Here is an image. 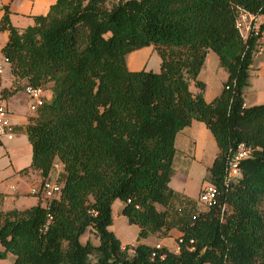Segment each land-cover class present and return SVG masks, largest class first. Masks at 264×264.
Returning <instances> with one entry per match:
<instances>
[{"label":"trees","instance_id":"obj_1","mask_svg":"<svg viewBox=\"0 0 264 264\" xmlns=\"http://www.w3.org/2000/svg\"><path fill=\"white\" fill-rule=\"evenodd\" d=\"M3 10L0 31L8 40L1 54L15 83L52 93L25 127L32 162L21 172L38 171L43 183L57 161L63 169L56 197L40 193L28 209H0V259L264 264V103L245 105L264 22L247 38L237 27L241 10L264 16V0H57L26 28L12 24L8 6ZM151 45L161 56L160 71L130 70L127 56ZM210 52L227 79L208 102L199 74ZM195 120L205 123L219 149L204 182L216 187V202L206 210L199 199L189 209L175 208L178 194L170 186L177 135ZM241 143L251 155L239 162L241 176L226 184ZM115 200L139 227V239L177 228L179 250L144 243L123 248L109 229ZM88 228L98 246L81 242Z\"/></svg>","mask_w":264,"mask_h":264},{"label":"crops","instance_id":"obj_2","mask_svg":"<svg viewBox=\"0 0 264 264\" xmlns=\"http://www.w3.org/2000/svg\"><path fill=\"white\" fill-rule=\"evenodd\" d=\"M57 0H0V20L4 14L3 7L8 6L9 8V16L12 24L18 28H26L28 26L34 25V17L38 15H45L50 10V7L55 4ZM1 33V32H0ZM0 37V58L2 57L1 49L5 45V42L8 40V32H3V35ZM261 46L260 51L258 52L260 56L262 53H264V32L262 33V38L260 40ZM147 48H151L150 46L143 47L141 49H138L136 51H133L127 56V66L132 71H140L145 69V65L147 63V60L149 57V53L145 52ZM212 56V52L209 53L206 62L210 61ZM205 62V64H206ZM204 64V65H205ZM204 67V66H203ZM225 72V71H224ZM264 73V70H263ZM223 81L227 79V73H223ZM3 77V76H2ZM251 78V76H250ZM26 81H21L19 83H15L14 77L10 73V78H3L0 86V102L6 105L11 121L15 124V130H22L25 132V127L29 121V118L31 116H34L35 113L30 110L29 107V101L28 97L26 96L24 90L22 93H20L18 85L17 84H26ZM223 85H221L220 88H218V92H215L212 96H208V92H204V97L207 99L206 101L210 102L212 101L216 95L220 93L222 90ZM191 89L194 92H197V89L194 85L191 86ZM220 89V90H219ZM259 89V88H258ZM2 90H5L4 94H2ZM260 90V89H259ZM19 92V93H18ZM47 98L50 99L52 96L51 91L48 89L46 90ZM217 95V96H218ZM262 96V95H260ZM245 105L252 106L247 102V97L245 93ZM258 105V104H257ZM26 133V132H25ZM28 138V137H27ZM15 138L12 139V141ZM21 141V142H20ZM24 141L23 139L19 141H15L14 143L10 144V147L15 145L18 146L22 144ZM2 142L0 141V144ZM215 145L217 146V143L215 141V138L212 134V132L207 128L205 123L200 121H193L190 126L182 130L176 138V154L174 157V175L172 177L170 186L177 192L178 196L174 202V207L182 208L184 210L189 209L193 206V204L197 203V199H199V194L202 188V183L198 186L196 195H192L189 193V186H188V180H189V174L186 173L184 169L190 166L192 158L198 159V160H207V169L210 167L217 156L219 149L217 146V152L213 154L207 153V145ZM31 145V144H30ZM189 145L190 148L188 150L186 149ZM195 145L196 152L194 155L191 153L192 146ZM212 152V151H211ZM24 162L25 164H21ZM32 162V146H31V153H30V159L29 155L25 157V160L23 161V157H18L15 159L14 163V170H15V185L10 186V190L13 194L18 195H32L36 198V203L32 198L26 199H18L12 200V204L14 205V208L10 209H3L5 205V195L0 192L1 195H3V203L0 207V209L4 212L10 211V210H25L28 209L36 204H38L40 197L33 193L34 189H40L42 184V178L38 171L34 170H28L25 172H21L23 169L28 168L31 165ZM58 168L54 171L55 175L60 173L63 169L62 164L57 161ZM179 164L183 171V177L181 179V182L183 184L182 188H175L173 186V182L177 176V170L176 165ZM53 173V175H54ZM54 175V176H55ZM188 175V176H187ZM45 205V202H44ZM123 208V205H122ZM113 209V208H112ZM122 212V210H121ZM113 214V210H112ZM113 216V215H112ZM114 232V231H113ZM129 233L133 234L130 238L124 239L119 236L116 232V236L120 239L123 248L127 245L136 246V244L139 242L138 238V231H132L131 229L128 230ZM181 235L180 231L175 228L171 230L166 237L174 236L175 238H178ZM155 236V235H151ZM157 238H165V237H158ZM152 237H147L145 240H151ZM136 242V243H135ZM144 244L149 245H163L167 246L170 250V246L165 244V242L162 241H156L155 243H146V242H140ZM0 249H2L0 247ZM174 251V250H173ZM15 262V256L13 254H8L6 258L0 259V264H14Z\"/></svg>","mask_w":264,"mask_h":264},{"label":"rangeland","instance_id":"obj_3","mask_svg":"<svg viewBox=\"0 0 264 264\" xmlns=\"http://www.w3.org/2000/svg\"><path fill=\"white\" fill-rule=\"evenodd\" d=\"M263 22H264V16H262V18H260L257 21L259 25L262 24ZM0 32H1L0 37H2L1 35H3V32L5 31H0ZM150 47L151 48H147V50L145 51L149 53V57H147L148 60L144 67L145 69L143 70L159 72L162 63L161 56L154 45H151ZM258 52L256 53L255 63L251 70L250 83L245 89L247 102H249V104L251 105L264 103V73H263L264 53H262V55L260 56ZM2 58L3 57H1L0 59ZM224 71L225 70L220 67L218 56L216 55V53L212 52L210 61L206 62V64L204 65V67L202 68L199 74V79L202 80L206 85L205 93L208 92V96H212L215 92H218L217 91L218 88H220L221 85H223L222 84L223 76H224L223 73L226 72ZM3 78L6 79L10 78V67L8 66L5 67V72L3 74V77H1V82ZM17 85L20 90L19 92L22 93L24 87L22 86V84H17ZM14 138L15 139L13 141L7 139L0 140L2 142L0 144V192L5 195V205L3 209L6 210L10 208H14V205L12 204V200H15L16 198L18 199L19 198L26 199L25 197L32 198L36 203V198L34 196L23 195V194L16 196V194H13L10 190V186L15 185V175H16L14 170L15 159L18 157H23V161H24L26 156L28 158V155L30 159V153H31V145L25 132H23L22 130H18V131L16 130L14 134ZM21 139H23L24 141L22 144L18 146H16L15 144L10 147L11 143H14L16 140L19 141ZM188 148H190L189 145L187 146L186 149L188 150ZM195 152H196V148L195 145H193L191 148L192 155H194ZM216 152H217L216 144L214 146L209 144L207 145L208 154H212L213 156V154ZM206 163L207 160L200 161L198 159L192 158L190 166L184 169L186 173L189 174V180H188L189 190L187 191H189V193L192 195H196L198 186L201 183L204 185L205 177L207 174ZM21 164H25V163L22 162ZM207 164L210 163L208 162ZM180 167L181 166L179 164L176 165L177 176L173 182V186L175 188H182L183 186L181 179L184 175ZM122 205L123 203L120 200L114 201L113 214H112L113 223L109 227V229L119 234V236H121L123 239L124 237L130 238L133 235L128 232L129 229H131L132 231H138V236H139V227L136 225L129 224L127 218L121 212ZM150 237H152V239L148 241L145 240L144 238L139 239V242L137 244H139L140 242L155 243L156 241L163 240L165 244L171 247V249H173L174 251H178L177 238H175L174 236L160 238V239L155 236H150ZM88 241H91L96 246L100 244V240L98 236L94 233V231L91 228H88L87 231L81 236V242L83 244H86Z\"/></svg>","mask_w":264,"mask_h":264},{"label":"built area","instance_id":"obj_4","mask_svg":"<svg viewBox=\"0 0 264 264\" xmlns=\"http://www.w3.org/2000/svg\"><path fill=\"white\" fill-rule=\"evenodd\" d=\"M122 0H109L112 4H117ZM262 18V15H254L245 10L239 12L237 18V27L244 38H247L250 33H258L261 24L259 25L257 21ZM9 65V60L5 57L0 59V77L3 76L5 72V67ZM24 92L29 99L30 110L37 113L39 109L45 104L46 91L42 86H33L30 83L24 84ZM15 124L11 121L10 113L5 104L0 102V140L7 139L12 140L15 134ZM251 148L245 143H241L236 151L233 160L230 162L227 175L225 177V183L228 184L234 179L241 176V170L239 168V162L243 159L250 157ZM58 168V164H54L53 173ZM55 175V173H54ZM52 174L51 180L45 181L41 184L40 189H34L33 193L39 195L40 193L46 199H52L56 197L61 189L62 184L58 182V175L54 176ZM217 189L214 185L210 183H204L199 194V203L203 209H209L216 202ZM51 218V217H50ZM50 220L47 222V224ZM157 247L161 245L157 244ZM179 250V248H178Z\"/></svg>","mask_w":264,"mask_h":264}]
</instances>
